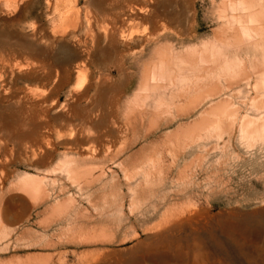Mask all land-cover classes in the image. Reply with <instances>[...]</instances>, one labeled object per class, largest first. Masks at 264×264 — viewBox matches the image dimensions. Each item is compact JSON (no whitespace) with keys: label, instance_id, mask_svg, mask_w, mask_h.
I'll use <instances>...</instances> for the list:
<instances>
[{"label":"rangeland","instance_id":"rangeland-1","mask_svg":"<svg viewBox=\"0 0 264 264\" xmlns=\"http://www.w3.org/2000/svg\"><path fill=\"white\" fill-rule=\"evenodd\" d=\"M220 3L0 0V264H264V145L136 153L175 123L126 125L153 50L209 39Z\"/></svg>","mask_w":264,"mask_h":264},{"label":"bare ground","instance_id":"bare-ground-1","mask_svg":"<svg viewBox=\"0 0 264 264\" xmlns=\"http://www.w3.org/2000/svg\"><path fill=\"white\" fill-rule=\"evenodd\" d=\"M263 1L221 0L215 10L219 27L209 39L183 52L161 46L153 50L150 61L143 64L138 89L129 101L126 125L133 130L139 124L145 135L156 132L161 126L175 123V127L156 137L160 142L162 140L163 145L150 142L136 153L162 149L174 155H184L186 151L194 150L200 157L212 154L225 156L239 155L240 148L254 150L257 143L264 145ZM146 8L150 11L146 16L131 13L118 21L121 27L117 29L121 35L126 22L148 20L154 15L152 6ZM148 30L145 44L159 41L168 27L166 21H162ZM106 77L108 79L109 76ZM150 107L152 113L148 111ZM166 117L169 119L164 120ZM180 118L190 120L177 121ZM236 140L240 144L235 145ZM167 141L169 143L165 145ZM128 145L127 138L121 142L118 152L124 151ZM174 163L173 160L170 166ZM32 180L26 187L30 195L36 192L35 180ZM144 182L150 183L151 180L146 177ZM170 219L163 218V221L167 223Z\"/></svg>","mask_w":264,"mask_h":264}]
</instances>
